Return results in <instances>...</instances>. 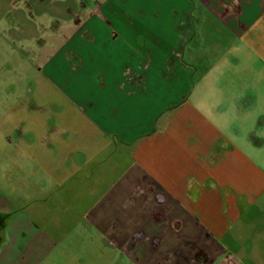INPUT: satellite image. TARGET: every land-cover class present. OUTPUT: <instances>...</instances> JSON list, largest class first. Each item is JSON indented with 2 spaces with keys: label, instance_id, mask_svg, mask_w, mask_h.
Masks as SVG:
<instances>
[{
  "label": "crops",
  "instance_id": "crops-1",
  "mask_svg": "<svg viewBox=\"0 0 264 264\" xmlns=\"http://www.w3.org/2000/svg\"><path fill=\"white\" fill-rule=\"evenodd\" d=\"M59 3L66 10L60 9ZM45 11L62 14L67 21L76 17L80 22L61 49L44 57L41 71L63 94L60 115L67 110L70 117L78 112L93 123L99 138L108 139L92 156L105 160L102 152L112 148L118 161L124 158L127 162L125 178L137 171L141 178H149L154 188L145 189L149 186L145 182L137 184L144 186L140 201L157 208L175 204L177 229L184 227L187 217L195 216L207 220L221 238L229 234L231 222L248 214L225 213L227 202H243L246 193L243 186H237L241 196L234 199L233 192L227 190L235 182L241 185L235 175L249 171L253 161L236 142H222V129H205L204 133L195 129L194 120L187 133L177 126L198 82L197 64L205 67L202 59L217 49L245 46L250 51H234L235 59L252 56L256 61L243 71V84L230 82L226 83L230 87H225L223 83L220 89L227 90L226 103L232 98L259 107L251 116L239 106L235 120L251 121L241 135L243 142L250 143L255 130L264 129V0H91L90 6L77 0L70 7L64 0H45ZM23 22V35L30 37L36 24L30 25L26 18ZM73 47L75 51H68ZM206 71L207 67L201 74ZM24 119H16L15 124ZM25 133L22 127L17 133L20 146L14 169L19 171L24 166L20 154H26L25 145L31 143ZM44 133L38 138L49 137L47 130ZM218 146L221 149L216 150ZM64 150L67 153L68 146ZM81 150L77 148L75 153ZM77 165L83 170L84 165ZM66 175L71 178L70 172ZM10 178L13 180L12 175ZM86 178L90 183L88 174ZM83 187L81 184L79 190ZM186 208L194 213H183ZM84 210L81 213L94 216V210ZM19 211L14 200H0V264H44L64 233L62 224L53 221L49 228L46 213ZM247 231L237 229L244 244L236 241L234 247H217L221 252L209 264H264V240L253 243L245 238ZM253 233L264 236V228ZM241 249L244 254L239 253ZM257 249L263 251V257H255Z\"/></svg>",
  "mask_w": 264,
  "mask_h": 264
},
{
  "label": "rangeland",
  "instance_id": "rangeland-1",
  "mask_svg": "<svg viewBox=\"0 0 264 264\" xmlns=\"http://www.w3.org/2000/svg\"><path fill=\"white\" fill-rule=\"evenodd\" d=\"M78 1L81 5L91 4V0ZM64 2L70 7L77 0ZM58 5L66 10L62 3ZM44 6L45 0H0V200H14L20 213H46L49 228L53 221L62 224L64 233L44 264H209L221 252L217 247L223 244L234 247L236 241L244 244L237 233L241 227L248 228L249 234L245 238L253 243L259 238L264 240V236L253 233L256 228H264V129L255 130L248 139L251 142L246 143L241 135L251 121L246 118L235 120L240 113L239 106L250 115H255L259 107L250 101L241 105L232 98L226 103L227 90L220 89L223 83L225 87H230L227 85L230 82L243 84V71L256 59L252 56L235 59L234 51L250 50L245 46L238 50L231 47L217 49L202 59L206 61L205 67L203 63L197 64L198 82L190 104L180 112L177 126L181 133H187L188 126H194V120L196 130L222 129V142H236L248 154L253 161L249 171L235 175L241 185L235 182L236 185L227 190L233 192L236 199L241 196L238 187L243 186L246 191L242 197L244 203L241 200L227 202L224 209L225 213H246L248 216L232 221L231 232L222 238L207 220L195 216L187 217L184 227L177 229L173 221L174 214L178 213L175 204L170 202L164 208H157L140 201L142 196L139 194L144 186L137 184L145 182L151 186L145 185L148 187L145 189H152L154 186L149 178H141L138 171L125 178L127 162L124 158L118 161L112 148L102 152L101 158L105 160L92 156L94 150L108 140L102 135L99 138L92 122L75 111L71 117L68 110L63 117L60 115L63 94L49 84L51 80L41 67L44 57L61 49L74 35L76 23L80 22L76 17L67 21L62 14L55 16L43 12ZM23 18L30 25L36 24L30 37L23 35L26 28ZM69 49L75 51L74 47ZM206 67L208 73L201 74ZM22 117H25L23 122L15 124V120ZM21 127L28 135L26 141L31 143L25 145L28 148L26 154H20V164L24 163V166L19 171L14 169V163L18 158L20 138L17 133L21 132ZM46 130L49 137L38 138ZM65 146H68L67 153ZM70 147L73 150H69ZM77 148L81 150L80 154L75 153ZM77 164L84 165L83 170L79 171ZM66 171L71 173V178L66 177ZM81 184L83 191L79 190ZM84 208L86 212L94 210V216L81 213ZM182 210L183 213H194L187 208ZM223 224L221 219L220 226ZM243 250L239 253L244 254ZM257 256L263 257V251L257 249Z\"/></svg>",
  "mask_w": 264,
  "mask_h": 264
}]
</instances>
